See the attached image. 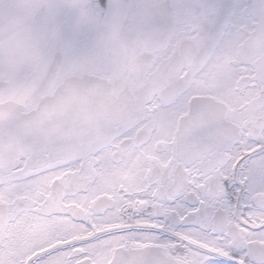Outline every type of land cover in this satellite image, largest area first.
I'll use <instances>...</instances> for the list:
<instances>
[{"label":"snow or ice","instance_id":"1","mask_svg":"<svg viewBox=\"0 0 264 264\" xmlns=\"http://www.w3.org/2000/svg\"><path fill=\"white\" fill-rule=\"evenodd\" d=\"M0 264H264V0H0Z\"/></svg>","mask_w":264,"mask_h":264}]
</instances>
